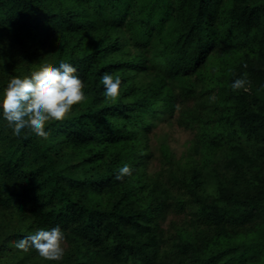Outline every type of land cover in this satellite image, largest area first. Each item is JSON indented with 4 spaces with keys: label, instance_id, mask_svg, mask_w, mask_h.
Segmentation results:
<instances>
[{
    "label": "trees",
    "instance_id": "obj_1",
    "mask_svg": "<svg viewBox=\"0 0 264 264\" xmlns=\"http://www.w3.org/2000/svg\"><path fill=\"white\" fill-rule=\"evenodd\" d=\"M61 62L88 99L47 140L0 108V264H264V0H0V99ZM175 113L196 138L150 172L147 133ZM169 211L186 219L168 231ZM57 226L59 262L13 246Z\"/></svg>",
    "mask_w": 264,
    "mask_h": 264
},
{
    "label": "clouds",
    "instance_id": "obj_2",
    "mask_svg": "<svg viewBox=\"0 0 264 264\" xmlns=\"http://www.w3.org/2000/svg\"><path fill=\"white\" fill-rule=\"evenodd\" d=\"M100 82L104 85L106 99L115 100L120 95L121 78L105 73ZM250 83L244 78L236 79L232 89H244ZM85 84L77 75V69L69 63L61 62L58 67L44 64L39 70L24 78L13 77L7 84L0 99V108L13 134L19 137L22 131L48 139L50 133L46 126L50 121H62L73 107L84 103L88 96ZM134 169L124 164L115 175V180L123 182L125 177L131 178ZM66 234L59 227L50 230L39 229L19 241L14 247L27 253L34 249L46 261H61L65 255Z\"/></svg>",
    "mask_w": 264,
    "mask_h": 264
},
{
    "label": "rangeland",
    "instance_id": "obj_3",
    "mask_svg": "<svg viewBox=\"0 0 264 264\" xmlns=\"http://www.w3.org/2000/svg\"><path fill=\"white\" fill-rule=\"evenodd\" d=\"M176 119L177 113H175L168 122L161 121L155 124L147 133V137L149 138L147 142L148 147L150 146L153 150V156L150 158L151 160L148 165V170L150 172H155L160 166L158 147H160L162 143H167L176 157L180 158L188 151L196 138L194 130L184 129L177 124ZM185 219L186 215L184 213L169 211L166 217L161 221V228L169 231L173 223H180Z\"/></svg>",
    "mask_w": 264,
    "mask_h": 264
}]
</instances>
